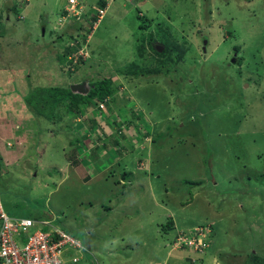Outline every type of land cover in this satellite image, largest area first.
Returning a JSON list of instances; mask_svg holds the SVG:
<instances>
[{"label":"rangeland","instance_id":"1","mask_svg":"<svg viewBox=\"0 0 264 264\" xmlns=\"http://www.w3.org/2000/svg\"><path fill=\"white\" fill-rule=\"evenodd\" d=\"M65 5L66 0H0V147L16 150L0 151L4 210L39 221L36 227L47 220L83 245H93L66 247L65 264H115L119 237L125 244L150 238L135 226L138 222H130L135 217L130 213L124 224L116 207L114 214L107 213L127 189L130 193L132 180L149 173L144 162L150 159L154 173H160L153 178L159 201L179 220L187 218L186 226L208 224L211 234L225 229L231 239L240 232L236 239L261 246L264 256V0H110L103 20L88 34L82 29L92 11L85 21H64ZM159 31L176 41L180 59L176 56L165 74H124L132 64L154 59L148 37L164 49ZM69 56L80 62L72 64ZM102 77H110L116 89L102 107L96 108L93 98L84 119L74 115L80 119L77 132L72 129L77 119L33 116L36 102L23 101L35 86L83 80L88 85ZM115 122L129 127L114 136ZM103 127L106 135L113 133L108 139L103 135L108 143L93 154L90 146L80 162L69 163L66 149L75 138L88 143L85 131L97 135ZM88 168L94 178L86 184ZM146 195L135 204L144 208L137 218L150 229L144 217L164 211ZM101 205L108 209H98ZM95 223L94 233L87 235L86 225ZM171 224L164 225L168 248L175 238ZM140 246L126 248L117 260H130L135 252L144 257ZM231 249L221 255L222 264H245L244 249Z\"/></svg>","mask_w":264,"mask_h":264},{"label":"trees","instance_id":"2","mask_svg":"<svg viewBox=\"0 0 264 264\" xmlns=\"http://www.w3.org/2000/svg\"><path fill=\"white\" fill-rule=\"evenodd\" d=\"M90 3H91L90 4L91 8L88 13V16H84L83 18H75V17L69 18L70 21H73V22L74 21L81 22V20L85 21L90 16V13L92 11V16H91L92 19L88 22V27H85L82 29L85 34H88L91 31V29L93 28L94 20L96 19V15H95L96 9L92 8L93 7L92 3H95L97 6L101 7L102 5H104L105 0H93L92 2L90 0ZM12 9L16 10L17 6L14 5ZM62 11L65 12L63 9ZM82 24L81 25L79 24V28L82 26ZM79 28L78 30L80 31ZM159 33H160L159 38H160V41L164 44V49L158 52L153 45L154 37H152L153 39L151 37H148L147 42L149 45V49L154 53L153 55L154 59H152V61L149 63L147 62L145 63L142 61L141 63H138V64H132L131 67H129L123 72L124 74L132 75V76H148V75H155V74H165L170 71L169 68L173 62V59L177 56L179 60L181 57L180 55H181L182 50L179 47V45L176 43V41L172 39L171 37H169V35L166 34L165 31L163 32L159 31ZM234 49L236 51L238 50L237 47H234ZM69 50L72 52L73 48L71 47ZM73 53L74 52H72L71 54ZM69 60H71L72 64L80 62V59L76 56L69 58ZM153 64L155 65L152 67L151 65ZM89 85L90 86L93 85V86L92 88L91 87L89 88L88 90L89 92L87 93L86 96L84 94L72 92L69 88V85L68 86L63 85V86H58V87L35 86L34 88L30 90V92H28L24 96L25 99L23 101L26 103V105L27 103L28 104L30 102L32 103V100L36 102L37 106H34V105L33 106L36 108L35 110L38 113L32 109L30 113L33 116L42 115L47 120H50L52 122H58V120L62 119L66 114L72 117L73 120L77 119L76 123L72 121L73 122L72 127L74 126L72 129H74V131L77 132L78 126L76 124H77V121H79L80 119L76 118L77 117L76 115L81 114L79 116H82L84 119V117H87L85 116L86 114L84 113L85 109L90 107L89 104L93 98H95L96 101H103L104 99L110 97L116 89V87L113 84V80L110 77H102L88 84V86ZM83 121L86 122L85 120ZM128 122H131V120H128ZM114 124L117 126V130H118L117 132L114 133V136H117L118 134L119 135L122 134L121 133L122 127L124 125L129 127V125H127L125 122L123 123L115 122ZM85 125H87V127H91V125H89L87 122L85 123ZM81 133L83 134L84 132H81ZM85 133L86 134L84 136H89L87 139H85L88 141V143H84L81 140H78L77 138H75L76 142L74 140L75 142L74 145L70 144L71 146H69L66 149L67 156L65 157L67 158L68 162H72V163L78 162V161L80 162V160L83 159L82 158L83 155H86V153L90 152V150L92 154L95 153V150L98 151L99 148H102L104 145H106L108 143L106 139H108L110 135H113V133H111L110 135L108 134L106 135L105 134L106 132L104 131V127H103V132H99V133L97 132V135L89 133L88 129L87 131H85ZM148 134H149L148 131L144 132V135L147 136ZM103 135L106 138L105 140L102 139ZM99 141L101 143H99ZM114 143L118 144L116 140L114 141ZM89 148L90 150L87 152L85 149H89ZM114 149H118V148H114ZM115 151L118 152V150H115ZM138 163L140 164L141 161L139 160ZM89 171L92 172V169H90ZM89 171H88V176H86V179L90 177ZM126 175L127 174L123 173L124 177H126ZM186 182L190 184L194 183L192 180H186ZM262 198H264V194ZM105 209H108V207L105 206ZM164 225L165 224L162 225L163 228H165ZM176 231L174 232L175 235L178 232ZM169 242H171V238ZM259 249H256L254 252H250L248 254L249 257L246 259L245 264H264V256L259 252Z\"/></svg>","mask_w":264,"mask_h":264},{"label":"crops","instance_id":"3","mask_svg":"<svg viewBox=\"0 0 264 264\" xmlns=\"http://www.w3.org/2000/svg\"><path fill=\"white\" fill-rule=\"evenodd\" d=\"M13 4H14V2H13ZM1 144H4V143H1ZM9 148L11 149V147H5L4 146L3 148H1L0 151H2V152L7 151L10 153H13L16 151V150H14V148L11 150H9ZM5 154H7V153H5ZM24 154L26 155L27 153H24ZM13 156H15V154ZM3 158L6 159L5 157H3ZM154 162H155L154 160L152 162H150V159H149V161L145 160L144 164L146 163L147 166H150V168H151L149 173L148 174L145 173V176H143V180L141 178H140L141 180H132L133 184L131 185V188L129 187L130 193H128L129 190L127 189L125 191L126 193L121 195V197H118L117 204L111 205L109 208V211L107 212V213H109V215L114 214V209L116 207L117 213L121 214V217L123 218V224L125 222H129V217H127V213H130L129 215L135 216L134 218L131 217L133 219L130 222H133V223L138 222V224H135V226L138 225L140 227L145 228L147 230V233L150 235V238H148V236H147L146 239L145 238H143L142 240L139 239L135 242L131 241L130 244H125L122 241L123 239L121 240L119 237V239H117V243H115V249H114V250L119 249L117 253L118 254L120 253L119 255H117L115 257L116 263H118V264H222V262H223L222 260L224 259V257H222L221 255L225 256L224 253L226 252L228 247H230V248L232 247V249L230 250L231 252L233 250H235L238 253L240 250L244 249V251H245L244 257H246V259L249 257L248 254L250 252H254L256 249H259V247H255L256 248L255 249L254 246L250 247L249 245L247 246L246 244L242 243L241 241H238L236 239V237L240 232H238V234L236 235V237L234 239H231L229 237V234L224 232L225 229L218 230L217 228L214 229L213 234H211V238H210V246H211L212 242L215 245V246H213V251H211L209 249V248H211L209 246L208 247L209 250L207 249L208 251L205 252L206 254L205 253L198 254L197 251L188 250L186 248H173L170 246H169L170 248H168V246H166V244L168 245L169 241L167 242V240L165 238V236L167 234L164 232V228L162 227L163 224L169 223L170 221H173L172 226L174 228H172L171 230L175 232L178 227H184L182 229H186V228H190L191 226H193L197 223L186 226L187 225V221H186L187 218L184 220V217H183L182 220L181 219L179 220V218H178L179 216L176 214V212L173 209H171L165 203L159 201L157 194H156V191H155L153 178L159 177L160 173L159 174H157V172L154 173V169H153V163ZM6 164H8V163H6ZM59 168H61V167H59ZM145 169H146V171H148L147 167ZM88 171H89V168H88ZM90 173L91 172L89 171V175H90ZM137 175H138V173H135V174L133 173L134 178H136ZM86 176H88V175H86ZM92 176H90L88 179L84 178V183L88 184L90 180L92 182L93 178H94V176H93V178H91ZM141 184L143 185L144 189L140 192L142 194L139 197H137L138 196L137 194H140L137 191V190H139L138 186H141ZM165 191H166V189H165ZM146 194L149 195L150 198H148V199L151 200V202L153 203V205L155 207H157V208L160 207L161 210L164 211L163 213L156 212L152 216L147 214V216L144 217V219L148 220L147 225H149V223H150V229L146 228L143 225V223L141 222V220L139 218H137L139 213H141L144 210V208H142V205L140 206V204H135L137 198L142 199L145 196H147ZM132 198H133V201L131 203H129ZM167 204H168V202H167ZM127 206L132 207V209H130L131 212H127L128 211ZM181 207H185V206H181ZM101 208H103L106 211L104 205H101L100 208H98V209H101ZM163 217H166L167 220H165V218H163ZM214 221L215 220H213V222ZM96 224L97 223L86 225L87 231L86 230L85 231L87 232V235H91L94 233V230H95L94 226ZM213 225H215V224H213ZM122 230L123 229L119 230L120 234H121ZM82 231H84V230H82ZM216 237H217V240L219 241V244L217 243ZM91 243H93V240H91ZM140 245L142 246L143 250L145 251L144 257L138 256L139 253L135 252L134 253L135 256L132 257L130 260H125V259H118L117 260V258L120 257L121 253L126 248H130L133 251L135 249L139 250V248L137 246H140ZM149 245H151L150 250L147 247ZM84 246L91 249V247L93 245L91 244V247H90L89 243L87 242L86 245H84ZM141 246H140V248H141ZM95 247H96V249L99 248L98 249V254H99L100 253V245L98 242H96ZM204 254H205V256H204Z\"/></svg>","mask_w":264,"mask_h":264},{"label":"built area","instance_id":"4","mask_svg":"<svg viewBox=\"0 0 264 264\" xmlns=\"http://www.w3.org/2000/svg\"><path fill=\"white\" fill-rule=\"evenodd\" d=\"M96 9L97 24L106 12L110 0ZM91 5L89 0H66L62 19L88 16ZM71 58V56H69ZM105 100V99H104ZM103 100V101H104ZM93 104L102 107V101ZM28 217H12L3 208L0 200V264H65L66 247L83 249L85 246L69 232L53 226L47 220L40 221ZM49 226L44 229V226ZM211 229L208 224H197L189 229H181L172 242L173 248H186L200 254L210 245ZM73 257V261H77Z\"/></svg>","mask_w":264,"mask_h":264},{"label":"water","instance_id":"5","mask_svg":"<svg viewBox=\"0 0 264 264\" xmlns=\"http://www.w3.org/2000/svg\"><path fill=\"white\" fill-rule=\"evenodd\" d=\"M42 34H44V28H42ZM207 40L206 39H203V46H202V49L203 51L205 52V44H206ZM154 47L156 48V50L158 52L162 51L163 49V45H161L160 43L156 42L154 44ZM235 54L234 53V56L231 58V62H234L236 57H235ZM69 88L72 92H75V93H80V94H86L89 90V87L87 85V83L83 80L81 82H75V83H70L69 85Z\"/></svg>","mask_w":264,"mask_h":264},{"label":"clouds","instance_id":"6","mask_svg":"<svg viewBox=\"0 0 264 264\" xmlns=\"http://www.w3.org/2000/svg\"><path fill=\"white\" fill-rule=\"evenodd\" d=\"M90 1V0H89ZM106 4V2L104 3V5ZM13 5H16V6H18V3H15V4H13ZM103 6V5H102ZM96 7H99V6H97L96 5ZM18 8V7H17ZM95 9V8H94ZM107 9H108V5H107V8H106V12H107ZM106 12L104 13V15H103V17L100 19V21L99 22H101L102 20H103V18H104V16H105V14H106ZM95 15H96V11H95ZM97 18V17H96ZM95 22H96V19L94 20V23H93V26L95 25ZM98 22V23H99ZM156 42H154V44H155ZM96 101V100H95ZM116 126V125H115ZM116 129H117V126H116ZM28 218H30V217H28ZM193 226H195V225H193ZM191 228V227H190ZM186 229H189V228H186ZM210 246V245H209ZM208 249V248H207ZM207 251V250H206ZM205 251V252H206ZM204 252V253H205ZM203 254V253H202Z\"/></svg>","mask_w":264,"mask_h":264},{"label":"flooded vegetation","instance_id":"7","mask_svg":"<svg viewBox=\"0 0 264 264\" xmlns=\"http://www.w3.org/2000/svg\"><path fill=\"white\" fill-rule=\"evenodd\" d=\"M235 53V52H234Z\"/></svg>","mask_w":264,"mask_h":264}]
</instances>
